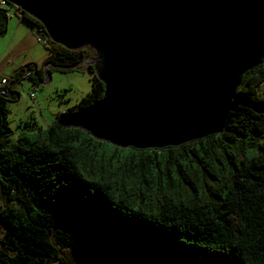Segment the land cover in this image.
Listing matches in <instances>:
<instances>
[{
	"label": "trees",
	"instance_id": "obj_1",
	"mask_svg": "<svg viewBox=\"0 0 264 264\" xmlns=\"http://www.w3.org/2000/svg\"><path fill=\"white\" fill-rule=\"evenodd\" d=\"M8 6L48 52L11 81L36 84L45 65L69 71L86 58ZM8 18L0 6V36ZM87 71L90 93L63 115L102 98ZM17 83L0 92V264H264V58L242 76L220 134L161 150L121 149L55 123L12 136Z\"/></svg>",
	"mask_w": 264,
	"mask_h": 264
},
{
	"label": "water",
	"instance_id": "obj_2",
	"mask_svg": "<svg viewBox=\"0 0 264 264\" xmlns=\"http://www.w3.org/2000/svg\"><path fill=\"white\" fill-rule=\"evenodd\" d=\"M5 1L52 43L94 51L102 98L55 124L121 149L220 134L242 76L264 58V0Z\"/></svg>",
	"mask_w": 264,
	"mask_h": 264
},
{
	"label": "rangeland",
	"instance_id": "obj_3",
	"mask_svg": "<svg viewBox=\"0 0 264 264\" xmlns=\"http://www.w3.org/2000/svg\"><path fill=\"white\" fill-rule=\"evenodd\" d=\"M0 6L7 10L9 17L7 31L0 36V74L8 75L11 66L20 62L30 61L39 66L48 54L47 47L39 43L37 34L34 33L31 37L21 29L15 31L9 27L10 21L20 20L18 14L7 3ZM22 25L26 28L30 26L26 23ZM86 52L84 63L77 64L69 71L51 68L49 81L45 84H35L28 78L19 80L16 86L18 98L8 101L6 105V124L12 136L31 135L33 131L36 133L38 129L41 131L46 129L47 126L54 124L62 113L67 112L90 93L92 74L87 71V66L92 65L95 68L96 65L89 62L95 61L96 57L94 51L89 48ZM30 91L35 92L36 106L27 96ZM25 123L34 124L35 130L26 128Z\"/></svg>",
	"mask_w": 264,
	"mask_h": 264
},
{
	"label": "crops",
	"instance_id": "obj_4",
	"mask_svg": "<svg viewBox=\"0 0 264 264\" xmlns=\"http://www.w3.org/2000/svg\"><path fill=\"white\" fill-rule=\"evenodd\" d=\"M22 21H20V20H17L16 19V21L14 20V21H10L9 23H8V25H9V27H11L12 29H14L15 31H18L19 29H21V31L24 33H28L31 37H33L34 35V33H36L32 28H31V26H29L28 28H26V26H23L22 25V23H21ZM47 56H48V54L45 56V58H43V60H42V62H44L45 61V59L47 58ZM42 62H40V64L42 63ZM27 63H30V61H25V62H23V63H19V64H15V65H13V66H11V68H10V72H9V74L7 75L6 73L5 74H0V75H3V76H6V77H10V76H14V75H16V73H17V71L19 70V68L20 67H23L24 65H26ZM50 75V74H49ZM21 79H24V77L22 76L21 77ZM49 81V79L47 80V82ZM47 82H45V83H47ZM37 83H39V82H37ZM45 83H40V84H45ZM17 86V85H16ZM15 89H16V87H14Z\"/></svg>",
	"mask_w": 264,
	"mask_h": 264
},
{
	"label": "built area",
	"instance_id": "obj_5",
	"mask_svg": "<svg viewBox=\"0 0 264 264\" xmlns=\"http://www.w3.org/2000/svg\"><path fill=\"white\" fill-rule=\"evenodd\" d=\"M38 36V41H39V43L40 44H42L43 46L46 44V40L43 38V37H41V36H39V35H37ZM25 66V65H24ZM23 66V67H24ZM23 67H21V68H23ZM48 65H45L44 67H43V70H44V72L47 74V69H48ZM24 69V76H27V75H29V74H33L34 73V70H32L31 68H29V67H26V68H23ZM10 78H11V76L10 77H6V76H3V75H0V92L1 93H4L5 92V87L11 82L12 84H15V83H17L18 81H16V80H10ZM18 84V83H17ZM27 96H28V98L29 99H31L32 101H33V103L35 102V92L34 91H30V92H28L27 93ZM34 105H35V103H34ZM36 106V105H35Z\"/></svg>",
	"mask_w": 264,
	"mask_h": 264
},
{
	"label": "clouds",
	"instance_id": "obj_6",
	"mask_svg": "<svg viewBox=\"0 0 264 264\" xmlns=\"http://www.w3.org/2000/svg\"><path fill=\"white\" fill-rule=\"evenodd\" d=\"M47 65H48V64H47ZM48 66H50V65H48ZM43 73H44V74H43V77H44L45 74H46V73L44 72V70H43ZM48 74H49V73L47 72V76H48ZM43 77H42V79H43ZM41 81H42V80H41ZM41 81H40V82H41ZM45 82H47V80H45L43 83H45Z\"/></svg>",
	"mask_w": 264,
	"mask_h": 264
},
{
	"label": "snow or ice",
	"instance_id": "obj_7",
	"mask_svg": "<svg viewBox=\"0 0 264 264\" xmlns=\"http://www.w3.org/2000/svg\"><path fill=\"white\" fill-rule=\"evenodd\" d=\"M84 179H87V177H84ZM113 195H114V193H113ZM118 199V198H117Z\"/></svg>",
	"mask_w": 264,
	"mask_h": 264
}]
</instances>
